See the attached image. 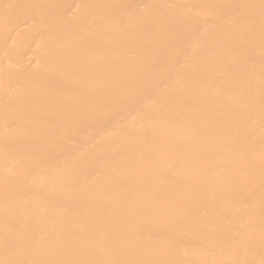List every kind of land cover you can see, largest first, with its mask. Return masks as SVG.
<instances>
[{"label": "bare ground", "instance_id": "obj_1", "mask_svg": "<svg viewBox=\"0 0 264 264\" xmlns=\"http://www.w3.org/2000/svg\"><path fill=\"white\" fill-rule=\"evenodd\" d=\"M0 264H264V0H0Z\"/></svg>", "mask_w": 264, "mask_h": 264}]
</instances>
